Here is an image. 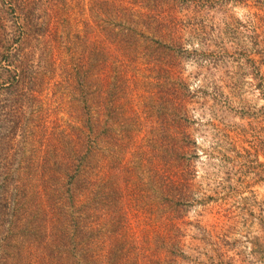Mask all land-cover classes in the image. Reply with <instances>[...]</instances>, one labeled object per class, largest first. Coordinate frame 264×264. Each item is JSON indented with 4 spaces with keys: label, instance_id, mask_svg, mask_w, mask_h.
I'll use <instances>...</instances> for the list:
<instances>
[{
    "label": "rangeland",
    "instance_id": "rangeland-1",
    "mask_svg": "<svg viewBox=\"0 0 264 264\" xmlns=\"http://www.w3.org/2000/svg\"><path fill=\"white\" fill-rule=\"evenodd\" d=\"M37 3L9 50L33 85L0 84V264H84L60 212L77 138L92 261L264 264V0Z\"/></svg>",
    "mask_w": 264,
    "mask_h": 264
},
{
    "label": "trees",
    "instance_id": "trees-1",
    "mask_svg": "<svg viewBox=\"0 0 264 264\" xmlns=\"http://www.w3.org/2000/svg\"><path fill=\"white\" fill-rule=\"evenodd\" d=\"M39 0H9L10 8L12 12H15V20H13L12 26H4L3 22H0V61H4L6 63L5 66H2L0 69L6 76L2 83L7 84L5 87V93L9 96L10 94L16 96L20 89H23V86L26 88H31L33 85L34 78L32 76V67L30 61H28V56L26 53H23L22 50L16 49L14 53L11 54L10 48L11 44L19 43L27 38V35H31L29 31L33 30L37 26H41L36 24L37 17H35V7L38 4ZM1 19V18H0ZM2 21V19H1ZM6 29V30H5ZM5 38V41H4ZM5 42V43H4ZM1 64V63H0ZM10 66L13 70L9 71L4 67ZM1 67V66H0ZM84 78V74H82ZM79 79H83L78 77ZM79 82V81H78ZM80 84V83H79ZM83 95V93H81ZM7 128V126H5ZM4 129V128H3ZM77 148L72 151L70 157H68L67 163L69 165H65L62 169V192L65 197L62 198L61 207L62 210V225H71L69 234L70 239L72 240V248L74 254L80 257L83 260L84 264H99L95 261H92V256H87L89 252H93L92 248L97 246L99 242L101 228L93 227L91 225H79L77 221H80V215L88 210V205L77 206L78 196L83 198L84 195L79 193L76 195V189L70 188V186H75L79 189L85 190L87 186H89V181L87 178L88 172V145L83 138H77ZM5 165L0 166V171L4 169ZM84 178H83V175ZM175 179L170 177L166 181V187L169 189H178V192H181L180 186L182 182H180V177L173 174ZM179 177V178H178ZM182 180V179H181ZM177 198L181 199V193L176 194ZM175 197V196H174ZM170 202H172L170 200ZM173 204H176V201H173ZM76 205V206H75ZM76 213V215H73ZM78 225L77 227H75ZM65 228V227H63ZM90 259V260H88ZM78 264H82V262L78 261ZM110 264V263H109ZM111 264H115L114 261H111Z\"/></svg>",
    "mask_w": 264,
    "mask_h": 264
}]
</instances>
